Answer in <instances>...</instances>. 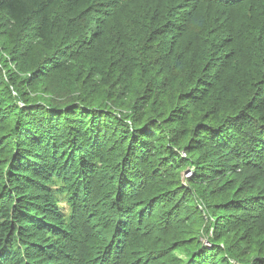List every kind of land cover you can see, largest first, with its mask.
<instances>
[{
	"label": "trees",
	"instance_id": "1",
	"mask_svg": "<svg viewBox=\"0 0 264 264\" xmlns=\"http://www.w3.org/2000/svg\"><path fill=\"white\" fill-rule=\"evenodd\" d=\"M0 54V264H264V0H0Z\"/></svg>",
	"mask_w": 264,
	"mask_h": 264
},
{
	"label": "rangeland",
	"instance_id": "2",
	"mask_svg": "<svg viewBox=\"0 0 264 264\" xmlns=\"http://www.w3.org/2000/svg\"><path fill=\"white\" fill-rule=\"evenodd\" d=\"M2 54H0L1 56ZM8 70H12L13 72H15V69L14 67L11 65L9 66ZM13 96H15L14 93H12ZM13 98V97H12ZM38 101H42L40 97L37 98ZM134 99V98H133ZM132 99V100H133ZM17 104H21L19 101L16 102ZM112 133V131H111ZM196 136V135H195ZM155 138H158V135L155 136ZM194 140H196V137L194 138ZM192 142V140H184L183 141V146H185V149L183 148L181 151H178V154L179 156L181 157L182 159V162L180 164V167H179V170L178 171H175V172H171L169 170V172L167 174H164L165 178L163 180L162 183L164 182H167L168 179L169 180H172L173 181H176V180H180L182 181V186L184 187H190V181L194 179V175H195V171H194V164L193 163H197L198 162V159H197V155H196V150H195V143L196 142H200L198 140ZM113 141L119 143L120 145H122L121 141L123 142V137H119L118 134H116L114 136V139ZM158 141V144H164V141H163V137H160V139L158 138L157 139ZM204 144V143H203ZM206 147V145H204ZM196 155V156H195ZM196 168V166H195ZM203 175V174H202ZM201 175V176H202ZM204 177V176H202ZM213 179H216V175L212 174V175H208L207 178L205 179L206 181L208 180H213ZM214 183H217V179ZM172 195H175L176 198H179V200L181 201L184 196L183 192H181L179 195L178 194H174L172 193ZM172 199V198H171ZM182 202V201H181ZM195 206L197 209H193L192 208V205L190 207H186L187 208V212L191 215V217L193 216L195 219L197 216L199 215H202L203 218H204V223L203 225H201V227L197 230V232H194L192 233L193 235L197 234L198 236V241L200 242V245L204 248H209L210 247V241L212 240V237H213V233L215 231V228L213 230V225L211 226V228H209V224H211V222L213 221V217L212 215L209 213V211L206 210V208L202 205H200V203L203 204V202H200V199H195ZM186 212V213H187ZM188 213L186 215H180L182 216L183 218H185L186 220L188 219L187 216H188ZM182 214H185V213H182ZM158 216V214H156V217ZM187 221H183L181 227H179V230L181 231L182 228H185V226L187 227L188 225L186 224ZM137 248H141L139 247L138 245L136 246ZM184 251L183 252H180L179 253H173V256H175V258H185L184 255ZM143 264V263H141ZM150 264H153V262H150Z\"/></svg>",
	"mask_w": 264,
	"mask_h": 264
}]
</instances>
